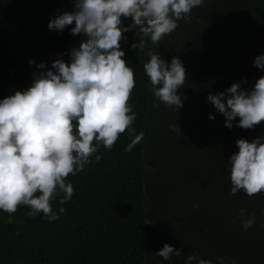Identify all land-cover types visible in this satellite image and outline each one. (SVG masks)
<instances>
[{"label":"trees","instance_id":"trees-1","mask_svg":"<svg viewBox=\"0 0 264 264\" xmlns=\"http://www.w3.org/2000/svg\"><path fill=\"white\" fill-rule=\"evenodd\" d=\"M73 9V0H0V100L30 87L41 62L51 68L60 54L70 62V50L80 46L83 34L71 33L74 24L56 31L48 23ZM124 35L121 47L136 80L133 126L142 140L125 151L131 142L125 132L111 150L99 148V162L93 157L82 172L70 174L66 182L74 194L63 205L59 198L52 202L54 210L66 209L56 221L42 213L27 216V206L11 217L0 210V264H180L173 256L156 255L161 248L149 241V222L182 234L201 197L236 216L244 210L243 219L258 207L263 192L231 194L228 161L239 150L238 139L264 136V122L243 129L237 118L236 129L228 128L207 97L238 81L253 86L264 76L254 65L264 54V0H203L158 45L146 39L143 52L132 48L139 43L136 28ZM149 50L168 62L174 56L183 61L187 79L178 89L185 98L180 110L155 98L144 71ZM194 135H206V142L194 144Z\"/></svg>","mask_w":264,"mask_h":264},{"label":"clouds","instance_id":"clouds-1","mask_svg":"<svg viewBox=\"0 0 264 264\" xmlns=\"http://www.w3.org/2000/svg\"><path fill=\"white\" fill-rule=\"evenodd\" d=\"M74 9L50 19V30L63 31L73 25V35L83 34L78 48L70 50V62L63 54L46 69L37 65L33 82L25 90L0 100V210L11 217L20 206H27V216L42 213L52 222L66 209L53 208L59 198L63 205L70 201L74 186L66 182L69 175L82 172L86 165L99 162L101 146L111 150L120 136L127 132L130 151L143 138L133 126L137 113L133 111L132 92L135 72L125 59L121 41L124 33L137 29L139 43L132 48L144 51L146 39L158 45L171 34L178 21L187 20L194 7L203 0H73ZM133 23L125 26L124 19ZM150 57L144 71L150 78L155 98L180 110L184 99L178 94L187 79V71L179 56L168 62L160 54L147 51ZM35 61L30 60L29 64ZM254 65L264 70V54L255 57ZM46 69V70H45ZM245 81L233 83L228 89L210 93L207 97L222 114L228 128L253 129L264 122V76L250 87ZM158 106V105H154ZM215 119L214 114L209 115ZM171 131L181 134L180 126ZM238 152L228 161L231 166V194L243 191L252 197L264 192V136L236 141ZM199 207V205H195ZM245 215L241 211V217ZM255 212L242 219L247 230L254 226ZM9 223L12 220L9 219ZM181 250L165 243L156 255L170 260ZM220 264L223 258L217 257ZM213 264L193 252L185 264ZM235 264V262H233Z\"/></svg>","mask_w":264,"mask_h":264},{"label":"rangeland","instance_id":"rangeland-1","mask_svg":"<svg viewBox=\"0 0 264 264\" xmlns=\"http://www.w3.org/2000/svg\"><path fill=\"white\" fill-rule=\"evenodd\" d=\"M233 127L232 129H236ZM187 129L188 134L190 135L188 125ZM195 135L192 137L194 144L198 143L201 145L206 142V135H199L196 136V138ZM206 205L207 203L203 200L201 208L205 207ZM261 210L264 211V208L261 207ZM212 219H215L216 222H213ZM237 220L238 219L236 218L232 219V223L228 218H221L219 216L208 218L202 216L199 225L193 226V228L195 233L209 238L204 242L195 239L190 233H188V235H184V233L179 234L172 231L167 226L149 222L148 238L150 243L155 244L160 248H162L165 243H168L173 245L176 249L181 250L180 256H176L175 254L172 256L177 257L183 264H185V260L193 252L198 253L200 258L212 260L213 264H220V262L217 260V257H219L217 254H220L221 256L225 255L226 258V253L224 251L225 246H230V249L227 251V255L231 258L236 257V255H238V250H240L242 251L241 256L245 253L246 264H264V258L259 259L257 254V252H259V255H261V252L264 250V236L260 235L261 237H256L251 232L245 230L242 227V223L238 222ZM236 225L242 231V235L244 237V246L238 237L239 232ZM237 239L239 244H237ZM233 262L235 261L232 259L226 261V259L223 258V264H233ZM193 264H195V262H193Z\"/></svg>","mask_w":264,"mask_h":264},{"label":"crops","instance_id":"crops-1","mask_svg":"<svg viewBox=\"0 0 264 264\" xmlns=\"http://www.w3.org/2000/svg\"><path fill=\"white\" fill-rule=\"evenodd\" d=\"M262 198L259 201V205L255 210V215H256V221L253 227L247 229V231L251 232L253 235H255L256 237H261L264 236V219H263V213L264 211L261 210V207L264 208V192L262 193ZM205 201L207 203V205L205 207L201 208V204L202 201ZM199 205V207H195L193 210V213L191 214L190 220L184 230V235H188V233L192 234V236L199 240V241H207L209 238H206L202 235H199L197 233L194 232V228L193 226H198L199 222L202 218V216L208 217V218H212V217H216L219 216L221 218H228L229 220H231V222L233 223L232 219L236 218L238 219L237 221L242 223V217L240 216H236L235 213L228 211L224 208H222L221 206L215 205L212 202H210L208 199H206L205 197H201L199 198V201L197 203ZM260 215V217H259ZM213 222H216L215 219H212ZM237 226V225H236ZM170 229V228H169ZM172 230V229H171ZM237 230L239 232L238 237L241 240L242 245L244 246V237L242 235V231L241 229L237 226ZM173 231V230H172ZM261 235V236H260ZM262 239V238H261ZM264 240V239H263ZM237 244H239L238 239H237ZM230 249V246H225V253H226V258L225 255L221 256L220 254H217L219 257H222L224 259L229 260L232 259L236 262V264H246L245 262V253L242 254L241 256V252L240 250H238L236 257L231 258L227 255V251ZM259 259L264 258V250L261 252V255H259V252H257ZM174 258L180 262V264H183L177 257L174 256ZM186 261V260H185ZM249 264V263H247Z\"/></svg>","mask_w":264,"mask_h":264}]
</instances>
